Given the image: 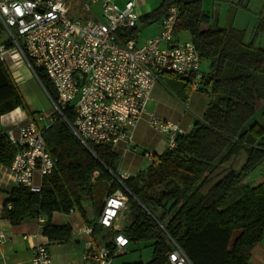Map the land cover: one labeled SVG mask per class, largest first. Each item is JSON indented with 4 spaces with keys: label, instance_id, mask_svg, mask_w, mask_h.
<instances>
[{
    "label": "trees",
    "instance_id": "trees-1",
    "mask_svg": "<svg viewBox=\"0 0 264 264\" xmlns=\"http://www.w3.org/2000/svg\"><path fill=\"white\" fill-rule=\"evenodd\" d=\"M173 6L180 10L176 34L189 33L201 59L210 62L202 85L211 101L203 118L177 137L174 150L154 155L145 172L122 181L124 187L114 180L119 157L112 148L92 146L90 151L59 118L44 129L47 149L57 158L56 170L45 178L39 194L24 187L12 189L3 208L12 225L34 217L50 221L54 213L77 211L91 226L84 200L97 205L123 189L129 201L122 232L130 243L152 248L148 264H167L172 241L192 264H251L252 250L264 242V183L251 182L264 166V48L247 43L246 31L231 22L220 27L203 0H164L142 16L136 28L119 36L137 40L141 24L161 20ZM261 34L264 18L254 29V39ZM39 76L56 100L51 82L43 73ZM162 82L182 100L192 89V80L173 74ZM18 108L27 110L25 100L0 60V120ZM67 118L71 122L74 114ZM15 154L1 131L0 164L10 167ZM49 221L43 232L51 241L72 239L69 226Z\"/></svg>",
    "mask_w": 264,
    "mask_h": 264
},
{
    "label": "built area",
    "instance_id": "built-area-1",
    "mask_svg": "<svg viewBox=\"0 0 264 264\" xmlns=\"http://www.w3.org/2000/svg\"><path fill=\"white\" fill-rule=\"evenodd\" d=\"M77 1L89 18L75 17L68 0H0V60L6 64L9 58H19L43 87L39 73L52 83L56 100L44 87L53 105L50 125L63 119L92 151V146L131 140L153 88L166 75L188 78L193 91L202 89L205 74L195 44L192 40L176 39L178 6L171 7L161 19L158 35L138 44L136 40L123 41L119 36L138 26L135 2L121 8L112 0ZM3 34L6 39L1 38ZM70 112L74 114L71 122L67 118ZM3 122L9 125L7 142L16 148L7 168L14 187L41 193L45 178L55 172L57 165V158L47 149L44 129L34 121L23 123L20 118L7 117ZM149 123L167 134L168 150L177 147L179 135L188 133L156 115H151ZM147 157L152 161L153 154L148 153ZM129 178L125 173L114 176L123 187L122 181ZM128 201L123 189L106 196L94 225L83 230L82 264H112L114 256L129 246L121 225ZM37 219L45 225L44 217ZM96 228L111 231L112 241L97 243ZM4 238L0 231V242ZM172 245L167 264H192L176 242L172 241ZM32 263L55 264L45 245L34 249Z\"/></svg>",
    "mask_w": 264,
    "mask_h": 264
},
{
    "label": "crops",
    "instance_id": "crops-1",
    "mask_svg": "<svg viewBox=\"0 0 264 264\" xmlns=\"http://www.w3.org/2000/svg\"><path fill=\"white\" fill-rule=\"evenodd\" d=\"M210 1L214 4V7H219L214 8L213 12L215 15L214 19L220 27H225L231 22L234 28L238 30H244L248 33L252 31L254 32L260 19L264 18V0ZM221 1H225L227 4L230 3V5H227L222 9V6L218 5ZM222 13L227 14L228 16V21L224 20L225 26L220 25V17ZM160 32L161 27L159 28V31L157 30V32L151 37L141 41H139L138 37L136 41L138 44H143L148 39L158 35ZM261 37L262 36H259L256 39L252 37L251 39V36H248V39H250V42L254 39L255 45L257 41L258 43L260 42L262 48L264 47V34L263 37ZM176 39L181 40L180 34H177ZM6 65L27 105L32 103L30 98L31 91H35L39 94L44 93L39 84L40 82L24 61L19 58L13 61L9 58ZM204 74L207 75L206 73ZM204 89L207 88L202 86V89L199 91H193L191 89L187 98L182 100L174 93L170 92L162 81L156 84L152 90L146 112L138 123L136 129L132 132L131 140L129 142L115 140L109 145L119 157L117 165L118 174L125 173L130 177H136L140 173L145 172L152 163L153 159L151 161L147 157L148 153H152L154 157V155H161L168 150V136L166 133L155 129L150 125L149 121L151 115H156L164 121L176 123L189 133L194 124L203 118L211 101L210 96L204 92ZM27 107L26 111L18 108L5 115L4 118H1L0 132L3 131V133L6 134V129L9 125L4 124L3 120L7 117L20 118L23 123L34 121L37 124L33 112L31 113V110H29L31 108L29 106ZM53 113L52 110L49 113V116ZM7 168L8 167L0 164V231L5 234L4 240L0 242V264H33V252L39 245H45L48 247L55 264H82L83 254L85 252V237L83 235V230L90 226L83 220L77 211L71 212L70 214L54 213L50 221L44 217L46 223L49 221L54 226H69L72 229V239L66 243L51 241L45 236L43 231L46 223L45 225L40 224L35 217L26 219L18 226L12 225L4 218L3 208L8 200L10 192L14 188L13 177L10 175ZM261 168L263 171L255 172L251 178L253 186L264 183V166ZM85 201L88 202L87 205L89 207L94 206L93 214L88 211ZM83 206L87 212V218L90 224L93 223L94 225L99 216L98 214L101 211H97L95 208L96 205L90 198L84 200ZM126 222L127 220L124 221V219H122V227L126 225ZM94 238L99 244L108 243L112 241L113 233L98 228V230H95ZM131 244L132 243H130L129 246ZM129 246L114 256L112 264H119L115 258L122 254H126ZM251 264H264V242L257 244L252 250Z\"/></svg>",
    "mask_w": 264,
    "mask_h": 264
},
{
    "label": "rangeland",
    "instance_id": "rangeland-1",
    "mask_svg": "<svg viewBox=\"0 0 264 264\" xmlns=\"http://www.w3.org/2000/svg\"><path fill=\"white\" fill-rule=\"evenodd\" d=\"M71 4V8H72V12L73 15L75 17L78 18H84L87 19L89 18L88 15L84 14L80 4L78 3L77 0H68ZM114 3H116L119 7L123 8L125 7V5L132 1L135 2L136 4V15L140 18L148 13H151L152 11L156 10L162 3L164 0H112ZM210 0H204V6L206 7L207 11H210V13H214L213 9L214 8H219L218 6L214 7V4L211 3ZM218 5L222 6V9L225 8V6H229L230 3L227 4V2L225 1H221L220 3H218ZM98 9V7L96 8V10ZM228 14V12H227ZM227 14L222 13L221 14V22L220 25L225 26V22L224 20L228 21V16ZM220 15V14H219ZM227 24V23H226ZM161 27V20L150 24V25H146V26H142V24L140 25V32H139V41L149 38L151 37L155 32H157V30L159 31V28ZM247 33V37H246V42L249 43L250 39H248V36L254 37V32H246ZM180 34V38L181 41H187V40H191L189 33L187 32H181ZM260 36L263 37V34H261ZM261 37V38H262ZM2 39H6V35L3 34ZM254 41V39L252 40ZM257 41V40H256ZM256 46L261 47L260 42L258 43V41L256 42ZM264 48V47H262ZM201 70L203 73L208 74L210 72V62L208 60H202L201 62ZM167 76V75H166ZM40 84V83H39ZM52 84V83H51ZM40 86L42 87L44 93L39 94L35 91H31V95L30 98L32 100V103L27 105L26 101V106H29L31 109V113L33 112V115L35 116V121L37 122V125L39 126V128L41 129H45L50 125V119L49 117V113L53 110V105L51 102V99L48 95V93L46 92V90L44 89V87L40 84ZM214 98V100L216 99V97H212ZM28 108V107H27ZM33 110V111H32ZM40 117H44L46 119L41 120ZM261 172L263 171L262 168L256 170L255 172ZM100 188V186H99ZM88 201V200H87ZM86 202V207L88 209V211L90 213H94V206H88ZM93 201V200H91ZM95 204V203H94ZM103 206V203H101L100 201H98L97 205H96V209L98 212L101 211ZM127 213V211L125 212ZM124 221L126 220V214H124L123 216ZM125 224V222H124ZM153 255V251L152 248L147 244V243H141V244H131L128 248V252L126 254H122L121 256H118L115 258V260L117 261V263L119 264H147Z\"/></svg>",
    "mask_w": 264,
    "mask_h": 264
},
{
    "label": "water",
    "instance_id": "water-1",
    "mask_svg": "<svg viewBox=\"0 0 264 264\" xmlns=\"http://www.w3.org/2000/svg\"><path fill=\"white\" fill-rule=\"evenodd\" d=\"M90 150V149H89ZM91 151V150H90ZM115 176V174H113Z\"/></svg>",
    "mask_w": 264,
    "mask_h": 264
}]
</instances>
